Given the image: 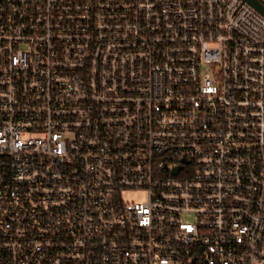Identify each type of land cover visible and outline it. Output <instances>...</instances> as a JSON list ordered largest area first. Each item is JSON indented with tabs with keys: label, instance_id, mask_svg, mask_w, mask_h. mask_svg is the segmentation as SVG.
<instances>
[{
	"label": "built area",
	"instance_id": "built-area-1",
	"mask_svg": "<svg viewBox=\"0 0 264 264\" xmlns=\"http://www.w3.org/2000/svg\"><path fill=\"white\" fill-rule=\"evenodd\" d=\"M0 264H264V16L0 0Z\"/></svg>",
	"mask_w": 264,
	"mask_h": 264
},
{
	"label": "water",
	"instance_id": "water-1",
	"mask_svg": "<svg viewBox=\"0 0 264 264\" xmlns=\"http://www.w3.org/2000/svg\"><path fill=\"white\" fill-rule=\"evenodd\" d=\"M246 3H249L254 9H256L259 13L264 16V0H243ZM176 173L179 172V168H177Z\"/></svg>",
	"mask_w": 264,
	"mask_h": 264
},
{
	"label": "rangeland",
	"instance_id": "rangeland-1",
	"mask_svg": "<svg viewBox=\"0 0 264 264\" xmlns=\"http://www.w3.org/2000/svg\"><path fill=\"white\" fill-rule=\"evenodd\" d=\"M134 196L141 198V195H136V194H134Z\"/></svg>",
	"mask_w": 264,
	"mask_h": 264
}]
</instances>
